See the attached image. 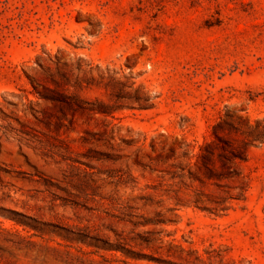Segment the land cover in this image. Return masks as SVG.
Listing matches in <instances>:
<instances>
[{
  "label": "rangeland",
  "instance_id": "374dc122",
  "mask_svg": "<svg viewBox=\"0 0 264 264\" xmlns=\"http://www.w3.org/2000/svg\"><path fill=\"white\" fill-rule=\"evenodd\" d=\"M250 131L264 0H0V264H264Z\"/></svg>",
  "mask_w": 264,
  "mask_h": 264
},
{
  "label": "trees",
  "instance_id": "16d2710c",
  "mask_svg": "<svg viewBox=\"0 0 264 264\" xmlns=\"http://www.w3.org/2000/svg\"><path fill=\"white\" fill-rule=\"evenodd\" d=\"M247 133H249V137H251L250 143L253 142V141L264 140V135H262V136H259L258 134L257 135H254V134H252V131L247 132ZM216 137L219 139V136L217 134H216ZM228 170H229V168H225V172L226 173H229Z\"/></svg>",
  "mask_w": 264,
  "mask_h": 264
}]
</instances>
